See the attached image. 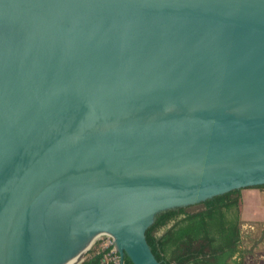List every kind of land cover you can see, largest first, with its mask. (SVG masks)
Segmentation results:
<instances>
[{"label":"water","instance_id":"1","mask_svg":"<svg viewBox=\"0 0 264 264\" xmlns=\"http://www.w3.org/2000/svg\"><path fill=\"white\" fill-rule=\"evenodd\" d=\"M264 185V0H0V264Z\"/></svg>","mask_w":264,"mask_h":264},{"label":"trees","instance_id":"2","mask_svg":"<svg viewBox=\"0 0 264 264\" xmlns=\"http://www.w3.org/2000/svg\"><path fill=\"white\" fill-rule=\"evenodd\" d=\"M264 188V185L251 187ZM199 210L190 211L192 206ZM156 215L145 237L160 264H244L255 245L242 249L241 189L199 204ZM111 247L95 245L79 264H114L107 259ZM123 264H132L124 256Z\"/></svg>","mask_w":264,"mask_h":264},{"label":"rangeland","instance_id":"3","mask_svg":"<svg viewBox=\"0 0 264 264\" xmlns=\"http://www.w3.org/2000/svg\"><path fill=\"white\" fill-rule=\"evenodd\" d=\"M247 190L251 192L254 191V193L257 192V194L245 199L244 206L242 205V240L240 247L244 249L255 245L253 253L244 257V264H264V188L249 187ZM258 208L260 211H257ZM199 209L200 207L197 205L189 208L190 211ZM107 241H110V238L105 235L96 238L91 247L85 252L83 260L88 255L90 249L95 245L101 248H107L109 246ZM109 254H111V257ZM116 255L118 254L109 250L107 259H115Z\"/></svg>","mask_w":264,"mask_h":264},{"label":"crops","instance_id":"4","mask_svg":"<svg viewBox=\"0 0 264 264\" xmlns=\"http://www.w3.org/2000/svg\"><path fill=\"white\" fill-rule=\"evenodd\" d=\"M256 194H257V192L256 193H254V191L251 192L250 190H247V188L246 189H241V196H242V199H243V206H244L245 199H248V197L256 195ZM257 211H260V209L258 208Z\"/></svg>","mask_w":264,"mask_h":264},{"label":"built area","instance_id":"5","mask_svg":"<svg viewBox=\"0 0 264 264\" xmlns=\"http://www.w3.org/2000/svg\"><path fill=\"white\" fill-rule=\"evenodd\" d=\"M107 237H109V236H107ZM109 238H110V241H107V243L109 244L108 247H111L110 251L114 252V253H117L115 248H114V246H113L111 237H109ZM109 256L111 257V254H109ZM110 261H112L114 264H119V256L116 255V258L115 259H110Z\"/></svg>","mask_w":264,"mask_h":264},{"label":"bare ground","instance_id":"6","mask_svg":"<svg viewBox=\"0 0 264 264\" xmlns=\"http://www.w3.org/2000/svg\"><path fill=\"white\" fill-rule=\"evenodd\" d=\"M98 238V237H97ZM75 262V260H72V261H70V262H68L67 264H72V263H74Z\"/></svg>","mask_w":264,"mask_h":264},{"label":"flooded vegetation","instance_id":"7","mask_svg":"<svg viewBox=\"0 0 264 264\" xmlns=\"http://www.w3.org/2000/svg\"><path fill=\"white\" fill-rule=\"evenodd\" d=\"M241 235H242V230H241ZM242 237V236H241ZM241 240H242V238H241Z\"/></svg>","mask_w":264,"mask_h":264}]
</instances>
